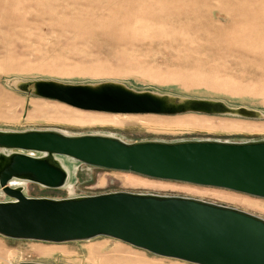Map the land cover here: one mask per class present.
Masks as SVG:
<instances>
[{"label": "rangeland", "instance_id": "374dc122", "mask_svg": "<svg viewBox=\"0 0 264 264\" xmlns=\"http://www.w3.org/2000/svg\"><path fill=\"white\" fill-rule=\"evenodd\" d=\"M37 79L115 81L135 90L219 99L264 114V0H0V129L100 133L127 142L264 139V117L104 113L15 87L17 80ZM71 167V191L27 181L23 193L51 198L109 191L179 195L264 219L262 197L78 161ZM6 199L0 188V200ZM25 261L197 264L104 235L52 242L0 234V264Z\"/></svg>", "mask_w": 264, "mask_h": 264}, {"label": "water", "instance_id": "95a60500", "mask_svg": "<svg viewBox=\"0 0 264 264\" xmlns=\"http://www.w3.org/2000/svg\"><path fill=\"white\" fill-rule=\"evenodd\" d=\"M19 90L104 113L198 112L263 118L219 99L135 90L123 83L15 81ZM60 156L151 178L225 188L264 198V139H147L127 142L54 129H0V234L52 242L104 235L154 254L197 264H264V219L193 197L131 191L51 198L27 196L12 178L60 188L69 171ZM17 264H47L34 261Z\"/></svg>", "mask_w": 264, "mask_h": 264}, {"label": "bare ground", "instance_id": "6f19581e", "mask_svg": "<svg viewBox=\"0 0 264 264\" xmlns=\"http://www.w3.org/2000/svg\"><path fill=\"white\" fill-rule=\"evenodd\" d=\"M113 114H127V113H113ZM92 120H90V118H89V120L90 121H93V120H96L95 118H91ZM83 120V119H82ZM99 120H101V119H99ZM78 121V120H77ZM106 121V120H105ZM109 121V120H108ZM81 123V122H80ZM83 123V122H82ZM107 123H109V122H107ZM247 127V126H246ZM263 128V127H262ZM247 129H249V128H247ZM61 132H63V131H61ZM65 133V132H64ZM60 159H61V161H62V163L64 164V166L68 169V171H69V178H68V180H67V182L65 183V187H68V189L71 191L72 190V177H71V175H72V165H73V163H76V161L75 160H73V159H71V158H68V157H65V156H60ZM26 180H22V179H17V178H12L11 180H10V182H9V185L10 186H15V185H20V186H24L25 184H26ZM43 250V249H42ZM45 251V250H44Z\"/></svg>", "mask_w": 264, "mask_h": 264}]
</instances>
